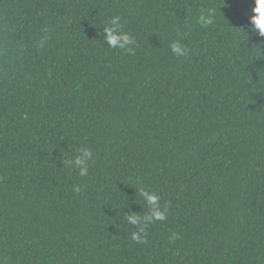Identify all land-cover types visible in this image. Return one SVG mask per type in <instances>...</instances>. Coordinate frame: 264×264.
Masks as SVG:
<instances>
[{"label":"trees","instance_id":"trees-1","mask_svg":"<svg viewBox=\"0 0 264 264\" xmlns=\"http://www.w3.org/2000/svg\"><path fill=\"white\" fill-rule=\"evenodd\" d=\"M253 4L0 0V264H264ZM113 16L134 54L105 43ZM85 147L81 177L65 161ZM141 189L168 209L143 243Z\"/></svg>","mask_w":264,"mask_h":264},{"label":"clouds","instance_id":"clouds-1","mask_svg":"<svg viewBox=\"0 0 264 264\" xmlns=\"http://www.w3.org/2000/svg\"><path fill=\"white\" fill-rule=\"evenodd\" d=\"M121 17L113 16L109 21L108 26L104 30L105 43L111 48H119L126 50L128 53L134 54V50L131 45L136 41L127 32L123 31L120 27ZM199 22L203 25H212L215 22L214 12H201L199 16ZM251 30L258 34L260 37H264V0H254V4L251 7V15L249 16ZM48 37L45 36L41 39V46ZM172 52L177 56H183L187 53L188 49L179 40L175 41L171 45ZM94 151L91 148H82L74 160L65 161V165L68 167H75L79 171L81 177L89 174V162L93 160ZM77 194L80 192V187L77 185L73 189ZM140 195L146 199L147 204L150 206V212L147 215L131 214L126 216L127 223L136 226V231L132 233V239L136 242L143 243L144 234L148 225L156 221H164L167 219V208L161 207L160 196L155 192H149L141 189Z\"/></svg>","mask_w":264,"mask_h":264}]
</instances>
